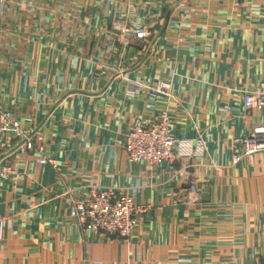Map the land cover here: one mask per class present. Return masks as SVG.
<instances>
[{
  "label": "crops",
  "instance_id": "1",
  "mask_svg": "<svg viewBox=\"0 0 264 264\" xmlns=\"http://www.w3.org/2000/svg\"><path fill=\"white\" fill-rule=\"evenodd\" d=\"M76 13L56 36H39V12L18 34L14 18L2 23L0 116L18 121L33 149L0 137V168L12 169L0 182V264H263L264 152L233 158L237 141L264 127V111L243 98L264 76V3L82 0ZM120 20L149 38L125 41ZM159 82L168 95L152 99ZM163 111L173 138L202 140L203 155L129 163L127 132ZM96 186L146 206L133 237L79 230L72 203Z\"/></svg>",
  "mask_w": 264,
  "mask_h": 264
},
{
  "label": "built area",
  "instance_id": "2",
  "mask_svg": "<svg viewBox=\"0 0 264 264\" xmlns=\"http://www.w3.org/2000/svg\"><path fill=\"white\" fill-rule=\"evenodd\" d=\"M227 1L237 3L244 0ZM257 1L264 3V0ZM81 4L82 0H0V27L2 23L14 18V28L9 30L15 34L24 32L28 20L33 23L34 17L38 19L35 14L39 12V20L35 25L37 31L39 30V36H56L57 24H64L66 28L68 22L70 24L75 15H78L76 11L80 9ZM22 12L27 13L24 21L21 19ZM113 30L120 32L125 37V41L129 38L141 41L149 38L148 28L139 24L127 25L120 20L113 24ZM170 87L168 83L159 82L150 88L149 96L156 99L159 94L168 95ZM243 98L247 109L264 111V76L259 88L253 91L247 90ZM3 134L10 136L18 144L21 152L33 149L29 132L7 112L0 116V137ZM123 148L129 163H144L150 166L174 164L182 158L202 156L205 149L200 139L173 138L167 111H163L150 123L137 119L125 136ZM39 151L43 152L44 148L40 147ZM260 152H264V127L255 128L248 136L237 141L234 148V163L244 158L252 160ZM48 163L56 166L47 156L39 159L40 165ZM11 173L12 169L8 166L0 168V182L9 179ZM187 190L195 193L196 184L191 182ZM146 210V206L139 204L132 194L96 186L89 188L83 199L73 201L70 215L82 233H91L100 240L113 238L126 240L134 236L141 216Z\"/></svg>",
  "mask_w": 264,
  "mask_h": 264
},
{
  "label": "water",
  "instance_id": "3",
  "mask_svg": "<svg viewBox=\"0 0 264 264\" xmlns=\"http://www.w3.org/2000/svg\"><path fill=\"white\" fill-rule=\"evenodd\" d=\"M198 188L202 189L203 192H206L207 191V187L204 186L203 184H198Z\"/></svg>",
  "mask_w": 264,
  "mask_h": 264
},
{
  "label": "rangeland",
  "instance_id": "4",
  "mask_svg": "<svg viewBox=\"0 0 264 264\" xmlns=\"http://www.w3.org/2000/svg\"><path fill=\"white\" fill-rule=\"evenodd\" d=\"M0 29H1V27H0Z\"/></svg>",
  "mask_w": 264,
  "mask_h": 264
}]
</instances>
